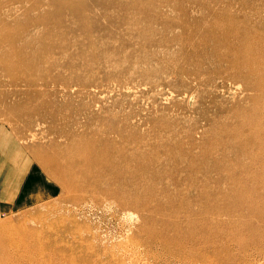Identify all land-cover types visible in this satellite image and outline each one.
Listing matches in <instances>:
<instances>
[{
    "label": "rangeland",
    "instance_id": "374dc122",
    "mask_svg": "<svg viewBox=\"0 0 264 264\" xmlns=\"http://www.w3.org/2000/svg\"><path fill=\"white\" fill-rule=\"evenodd\" d=\"M263 104L264 0H0V264H264Z\"/></svg>",
    "mask_w": 264,
    "mask_h": 264
},
{
    "label": "bare ground",
    "instance_id": "6f19581e",
    "mask_svg": "<svg viewBox=\"0 0 264 264\" xmlns=\"http://www.w3.org/2000/svg\"><path fill=\"white\" fill-rule=\"evenodd\" d=\"M86 4L82 3L80 6L74 8V11L76 12V14H79V13H83V10H84V14L83 16H85L87 14V10H89L88 8L85 7ZM62 20V19H61ZM201 26H197L195 28V31L196 32H201L202 29L200 28ZM205 31H207V39L210 38L211 42L214 44L215 47H219V46H225L226 48H230V49H233L235 47L236 44H239V43H242V36L241 34H245L246 32H242L241 29H239L237 26L235 27L232 23L230 22H227V21H224V22H218V23H214L210 26H207L205 27ZM250 31L248 30V33ZM18 33V34H17ZM16 35H14V37H10L8 40L12 43V45L14 47H17V43L16 40L20 37V39L22 38L23 40H25V42H27V39H25V37H23V33L22 32H17ZM18 37V38H17ZM9 64V63H8ZM12 64V63H11ZM31 65H33L32 63H30ZM29 63L27 64H24L25 67L26 66H31ZM16 77V76H15ZM17 77H19L17 75ZM26 80L29 81V83H35V79L32 77V76H25ZM262 82V81H261ZM258 84V83H257ZM264 106V104H263ZM254 108H257V107H254ZM253 108V109H254ZM262 120V119H260ZM249 123V125L252 126V129L255 130L254 131V134H257L259 133L260 129L263 128L264 126V122L263 121H259L257 120H254L252 118H250L249 120H247ZM253 130L252 133H253ZM10 137V136H9ZM261 137H264V133H263V136ZM256 138V137H254ZM10 141V140H9ZM249 141L252 142V139L249 138ZM248 141L247 139V142L244 143L245 146H248V145H251V143ZM18 149V148H17ZM7 156V155H6ZM264 161V160H263ZM263 163V162H262ZM264 164V163H263ZM243 168L244 170L246 171V175H247V172L249 174V172L253 175V176H257L256 178L261 180V184H260V187L261 186H264V170L263 169H260V171H257V168H253L251 167V165H247L245 167V165L243 164ZM260 187L259 186H256V185H252L250 183V180H246L244 185L242 186V190L239 192V190L237 191V194L240 195L239 197L240 198H244L242 197L241 195H245L247 194V192L249 190H252L250 192H253L252 194H258L260 192ZM245 192V193H244ZM258 203H254V202H251L249 204V206L252 208V209H255L256 211H262L259 206L260 205H257ZM244 205H248V203L246 201H240L238 202L237 205H235L238 209L242 208ZM232 208V206L230 207Z\"/></svg>",
    "mask_w": 264,
    "mask_h": 264
},
{
    "label": "crops",
    "instance_id": "0c3cea01",
    "mask_svg": "<svg viewBox=\"0 0 264 264\" xmlns=\"http://www.w3.org/2000/svg\"><path fill=\"white\" fill-rule=\"evenodd\" d=\"M9 136H10V132L6 128H4L3 126H0V177L3 176V170L2 169H3L4 160L6 158H10V154L8 152V149H6V147H5L10 143V142H8V140L10 139ZM0 181H1V179H0Z\"/></svg>",
    "mask_w": 264,
    "mask_h": 264
}]
</instances>
